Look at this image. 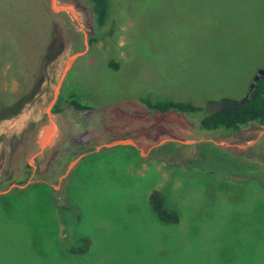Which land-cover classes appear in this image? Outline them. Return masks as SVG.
Returning a JSON list of instances; mask_svg holds the SVG:
<instances>
[{"label": "rangeland", "instance_id": "374dc122", "mask_svg": "<svg viewBox=\"0 0 264 264\" xmlns=\"http://www.w3.org/2000/svg\"><path fill=\"white\" fill-rule=\"evenodd\" d=\"M261 68L264 0H108L103 24L89 0H0V94L36 75L0 121V264H264V125L225 135L142 101L238 100ZM89 110L92 146L64 178L61 144L85 137ZM127 136L136 146L97 150Z\"/></svg>", "mask_w": 264, "mask_h": 264}, {"label": "trees", "instance_id": "16d2710c", "mask_svg": "<svg viewBox=\"0 0 264 264\" xmlns=\"http://www.w3.org/2000/svg\"><path fill=\"white\" fill-rule=\"evenodd\" d=\"M89 2L91 4V11L93 12L96 20L99 22V24H103L107 14L108 0H89ZM35 78L36 75L34 74L30 77L27 83H19L18 89L14 92L9 93L5 90L4 92H2V94H0V97L2 96V98H0V121L5 118L11 117L12 115L18 114L21 111L23 105L27 102L28 97H30V94L32 93H30V90L34 86ZM142 101L146 103V105L150 109L157 110L162 113H200L202 114L200 124L203 129H206L208 131H219L220 133L225 135L240 136L243 133V130L248 126L264 125V76L257 83L255 97L243 107L235 108L232 110L218 111L209 114L204 105H200L192 100L162 99L153 101L150 98H143ZM209 101L211 100H208V102ZM73 103L76 104V106L79 108H85L83 105L79 104L76 101H73ZM55 110L57 111L60 109L56 108ZM37 127L38 124L36 123V121H30L23 129L21 136L24 138L27 137L29 133H34L37 130ZM131 133L133 135V132ZM19 141L24 144V142H22L21 139L18 138V142ZM206 143L214 144L213 142H204L203 145H205ZM23 144L21 145V148ZM15 150L16 148H14V151ZM72 158L73 156H69L67 161L69 162ZM11 159L12 157L9 156L7 160L8 166L5 169V173H9L3 180L5 183L8 182L6 186L12 182H15V180L13 179L15 176V171L13 170V167H11V164L13 162L11 161ZM27 167H29V164H27ZM26 179L27 178L19 180L17 182L24 183L26 182ZM150 203L153 210L162 221L172 224H176L180 221L179 212L175 209H170L165 204L163 196L158 190H154L150 194ZM89 243V239L84 238V243L78 248H74L73 253H86L89 247Z\"/></svg>", "mask_w": 264, "mask_h": 264}, {"label": "water", "instance_id": "95a60500", "mask_svg": "<svg viewBox=\"0 0 264 264\" xmlns=\"http://www.w3.org/2000/svg\"><path fill=\"white\" fill-rule=\"evenodd\" d=\"M53 5L54 8L59 9L58 6H56V4L53 1ZM70 9H72V7H70ZM81 54H75L73 55L70 60L69 63L67 64L66 68L64 69V73L63 75L67 72V70L71 67V64L80 56ZM264 76V68H261L258 70V72L256 73V75L253 78V81L249 87V91L240 99L238 100H233V99H218V100H211L209 102H207L205 104V109L207 110V112L209 114L213 113V112H218V111H224V110H232L235 108H241L243 107L245 104H247L248 102H250L254 97H255V90L257 87V83L260 81V79ZM56 96H58V89L56 91ZM52 124L50 123L45 131V134L42 138V142L45 145L46 143H48V138L50 140L51 135H52ZM46 137V138H45ZM168 140H162L159 142V144H157V146L163 144L164 142H166ZM125 144H132L136 146L135 141L132 138H120L111 142H107L105 144H101L100 146L97 147V150H102L103 148H112V147H116V146H120V145H125ZM84 154L78 156L77 158H75L74 160H72L66 171L65 174L63 175L64 177L67 176L70 171L79 163V161L83 158ZM18 186L17 184H13L11 185V187L9 188V190L13 187ZM8 190V191H9ZM0 193H4L2 191H0Z\"/></svg>", "mask_w": 264, "mask_h": 264}, {"label": "flooded vegetation", "instance_id": "af4514ba", "mask_svg": "<svg viewBox=\"0 0 264 264\" xmlns=\"http://www.w3.org/2000/svg\"><path fill=\"white\" fill-rule=\"evenodd\" d=\"M58 101V100H57ZM57 101L54 103V105H56L57 104ZM76 102H78L77 101V99L75 100ZM80 103V102H79ZM81 104V103H80ZM72 105L75 107V110H77V111H82L84 108H79V107H77L76 106V104H74V103H72ZM91 111L92 110H89V111H87V112H85V115H84V117H83V119L81 120V121H79V124H80V126L84 129V133L82 134L83 136H84V134H85V137L84 138H81V139H79V138H73V139H70V140H67L66 141V139L62 142V144H61V148H60V150H59V153H58V155H57V160H58V163H59V168H61V166L63 167V166H68L69 165V163H70V161L72 160V159H74V157L68 162L67 161V159H68V157L70 156H74V155H77V154H79V155H82V154H84V156H83V158L86 156V154L88 153L87 151L91 148V146H92V143H93V138H89L88 137V133H90L91 131H90V127L91 126H93V123H91L90 121H88L89 120V116H90V114L89 113H91ZM104 149V148H103ZM87 150V151H86ZM82 158V159H83ZM81 159V160H82ZM80 160V161H81ZM79 164V163H78ZM77 164V165H78ZM76 165V166H77ZM75 166V167H76ZM74 167V168H75ZM73 168V169H74ZM73 169L70 171V173L67 175V176H65L64 178H67V177H69L70 176V174H71V172L73 171Z\"/></svg>", "mask_w": 264, "mask_h": 264}, {"label": "bare ground", "instance_id": "6f19581e", "mask_svg": "<svg viewBox=\"0 0 264 264\" xmlns=\"http://www.w3.org/2000/svg\"><path fill=\"white\" fill-rule=\"evenodd\" d=\"M55 133H57V132H55ZM54 134V133H53ZM44 136V135H43ZM46 138V137H45ZM49 139V138H48Z\"/></svg>", "mask_w": 264, "mask_h": 264}, {"label": "crops", "instance_id": "0c3cea01", "mask_svg": "<svg viewBox=\"0 0 264 264\" xmlns=\"http://www.w3.org/2000/svg\"><path fill=\"white\" fill-rule=\"evenodd\" d=\"M103 150V149H102Z\"/></svg>", "mask_w": 264, "mask_h": 264}]
</instances>
